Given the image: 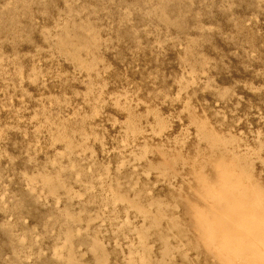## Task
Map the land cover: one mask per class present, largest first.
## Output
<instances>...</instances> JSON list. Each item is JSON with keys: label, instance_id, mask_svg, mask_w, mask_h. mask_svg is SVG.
Instances as JSON below:
<instances>
[{"label": "rangeland", "instance_id": "1", "mask_svg": "<svg viewBox=\"0 0 264 264\" xmlns=\"http://www.w3.org/2000/svg\"><path fill=\"white\" fill-rule=\"evenodd\" d=\"M0 264H264V0H0Z\"/></svg>", "mask_w": 264, "mask_h": 264}]
</instances>
